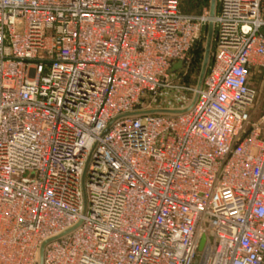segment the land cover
<instances>
[{
  "label": "built area",
  "instance_id": "1",
  "mask_svg": "<svg viewBox=\"0 0 264 264\" xmlns=\"http://www.w3.org/2000/svg\"><path fill=\"white\" fill-rule=\"evenodd\" d=\"M211 20L192 109L102 136L185 107L157 101L196 92L180 80ZM253 68L264 0H217L213 18L180 0H0V264H39L80 221L44 264H264Z\"/></svg>",
  "mask_w": 264,
  "mask_h": 264
},
{
  "label": "rangeland",
  "instance_id": "2",
  "mask_svg": "<svg viewBox=\"0 0 264 264\" xmlns=\"http://www.w3.org/2000/svg\"><path fill=\"white\" fill-rule=\"evenodd\" d=\"M210 7V0H180V9L183 13L192 16H198L203 13H208ZM207 25L203 27L201 39L194 45L191 51V64L185 76L180 80L181 84L188 86L190 88H196L202 61L204 55V48L206 42ZM201 44V50L199 52V61H194V54L196 53L197 45ZM213 50V48H212ZM195 52V53H194ZM194 53V54H193ZM212 57V54H211ZM212 59V58H211ZM211 62V60H210ZM248 86L254 89L256 92V97L254 100L255 113L254 119L259 118L264 112V71L255 72L254 68L250 72ZM194 92L186 89L177 90L175 92H167L164 94L162 100L157 102H166L165 105H177L176 102H186L185 107L192 101L194 97Z\"/></svg>",
  "mask_w": 264,
  "mask_h": 264
},
{
  "label": "water",
  "instance_id": "3",
  "mask_svg": "<svg viewBox=\"0 0 264 264\" xmlns=\"http://www.w3.org/2000/svg\"><path fill=\"white\" fill-rule=\"evenodd\" d=\"M217 12V0H210V7H209V12L208 15L209 17L213 18L215 17ZM214 33H215V25L214 22L211 20L208 25H207V34H206V42H205V48H204V55H203V61H202V65H201V69H200V73H199V77H198V81H197V85H196V92L194 94V97L192 99V101L183 108H177V109H171V108H152V109H146V110H137L134 112H129V113H125V114H121L117 117H115L106 127V129L104 130L102 136L112 127V125L117 122L120 119L126 118V117H131V116H139V115H146V114H184L187 113L188 111H190L192 109V107L194 106L195 102L197 101L198 98V91L202 88L203 82H204V78L206 76L209 64H210V60H211V54H212V48H213V40H214ZM182 67V62H178L177 64L174 65L173 70H176L178 68ZM91 157V155H90ZM90 160V158H89ZM89 160L87 162V165L85 167L83 176H82V192H83V200H84V212H86V207H87V199H86V189H85V180H86V169L89 163ZM81 224V221L76 224L75 226H73L72 228H70L69 230H67L66 232H64L63 234H61L58 237L55 238H51L47 241H45L39 250V264H44V251H45V247L48 243H50L51 241L64 236L66 234H69L70 232H72L73 230H75L79 225Z\"/></svg>",
  "mask_w": 264,
  "mask_h": 264
},
{
  "label": "trees",
  "instance_id": "4",
  "mask_svg": "<svg viewBox=\"0 0 264 264\" xmlns=\"http://www.w3.org/2000/svg\"><path fill=\"white\" fill-rule=\"evenodd\" d=\"M196 47H197V49H196L197 51H196V53L194 52L195 54L193 53L194 54V61L195 60L196 61H199V59H200L199 52L202 49L201 48V44H198Z\"/></svg>",
  "mask_w": 264,
  "mask_h": 264
}]
</instances>
